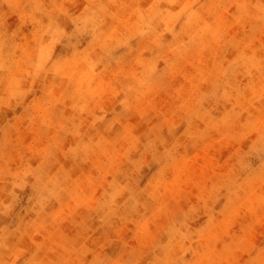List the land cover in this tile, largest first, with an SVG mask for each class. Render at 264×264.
I'll return each mask as SVG.
<instances>
[{
	"label": "clouds",
	"instance_id": "obj_1",
	"mask_svg": "<svg viewBox=\"0 0 264 264\" xmlns=\"http://www.w3.org/2000/svg\"><path fill=\"white\" fill-rule=\"evenodd\" d=\"M0 264H264V0H0Z\"/></svg>",
	"mask_w": 264,
	"mask_h": 264
}]
</instances>
